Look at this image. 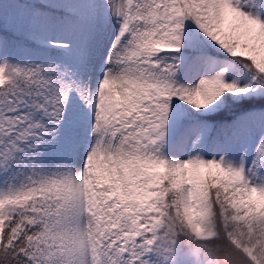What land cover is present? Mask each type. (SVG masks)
Wrapping results in <instances>:
<instances>
[{
    "label": "snow or ice",
    "instance_id": "6c2138e0",
    "mask_svg": "<svg viewBox=\"0 0 264 264\" xmlns=\"http://www.w3.org/2000/svg\"><path fill=\"white\" fill-rule=\"evenodd\" d=\"M0 264H264V0H0Z\"/></svg>",
    "mask_w": 264,
    "mask_h": 264
}]
</instances>
